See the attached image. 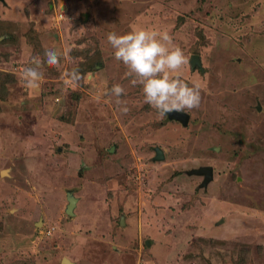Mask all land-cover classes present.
Wrapping results in <instances>:
<instances>
[{
	"label": "rangeland",
	"instance_id": "rangeland-1",
	"mask_svg": "<svg viewBox=\"0 0 264 264\" xmlns=\"http://www.w3.org/2000/svg\"><path fill=\"white\" fill-rule=\"evenodd\" d=\"M134 28L168 32L187 56L181 78L201 103L186 124L115 60L108 33ZM34 58L43 80L29 89ZM205 166L200 186L187 172ZM63 258L264 264V0H0V264Z\"/></svg>",
	"mask_w": 264,
	"mask_h": 264
},
{
	"label": "clouds",
	"instance_id": "clouds-1",
	"mask_svg": "<svg viewBox=\"0 0 264 264\" xmlns=\"http://www.w3.org/2000/svg\"><path fill=\"white\" fill-rule=\"evenodd\" d=\"M107 41L114 50V58L127 68V75L133 77L131 84L142 85L144 102L154 108L163 117L172 112L198 109L201 103V87L194 83L189 86L181 78V73L188 64V58L179 47L173 45L171 35L148 29H133L124 35L108 33ZM59 54L54 50L45 52L48 65L59 64ZM36 67H26L21 80L29 89H38L43 80L39 71L41 60L34 58ZM175 73L173 76L172 74ZM65 83L76 85L81 74L78 68L65 72ZM116 104L123 102L120 97L125 94L123 86L116 84L110 89ZM120 111L127 114L129 109L121 107Z\"/></svg>",
	"mask_w": 264,
	"mask_h": 264
},
{
	"label": "water",
	"instance_id": "water-1",
	"mask_svg": "<svg viewBox=\"0 0 264 264\" xmlns=\"http://www.w3.org/2000/svg\"><path fill=\"white\" fill-rule=\"evenodd\" d=\"M3 1V0H1ZM191 67L194 68L195 66L201 67V62L197 56H193L191 59ZM169 119L179 121L183 125L186 124L188 117L186 114L182 112H172L167 114ZM113 149L111 148L109 151H112ZM164 158L163 151L160 148H155V157H153V160H162ZM190 175H198L202 176L203 180L201 182L200 186H206L207 183L212 179L213 176V169L210 166H205V167H199L195 169H191L190 171L187 172ZM67 205L65 207V212L68 215H73V209L76 205L77 199L74 198L72 195L67 194ZM63 264H71L68 259L63 258L62 259Z\"/></svg>",
	"mask_w": 264,
	"mask_h": 264
},
{
	"label": "bare ground",
	"instance_id": "bare-ground-1",
	"mask_svg": "<svg viewBox=\"0 0 264 264\" xmlns=\"http://www.w3.org/2000/svg\"><path fill=\"white\" fill-rule=\"evenodd\" d=\"M66 259V258H65ZM69 261V260H68Z\"/></svg>",
	"mask_w": 264,
	"mask_h": 264
}]
</instances>
